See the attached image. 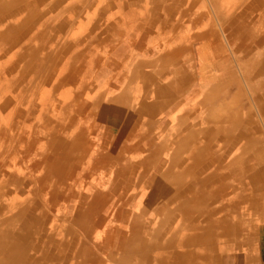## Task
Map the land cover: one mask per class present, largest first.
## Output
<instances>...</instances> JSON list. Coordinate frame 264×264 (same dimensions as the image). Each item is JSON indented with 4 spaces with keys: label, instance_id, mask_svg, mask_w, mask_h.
Masks as SVG:
<instances>
[{
    "label": "crops",
    "instance_id": "0c3cea01",
    "mask_svg": "<svg viewBox=\"0 0 264 264\" xmlns=\"http://www.w3.org/2000/svg\"><path fill=\"white\" fill-rule=\"evenodd\" d=\"M235 14L0 0V225L38 249L11 264H264V25Z\"/></svg>",
    "mask_w": 264,
    "mask_h": 264
},
{
    "label": "bare ground",
    "instance_id": "6f19581e",
    "mask_svg": "<svg viewBox=\"0 0 264 264\" xmlns=\"http://www.w3.org/2000/svg\"><path fill=\"white\" fill-rule=\"evenodd\" d=\"M217 0H213V3L216 4ZM227 1V3L229 4L230 9H232L236 14L233 15V17L231 18V21L235 24H239L241 22H246L249 24H254V23H259L261 25H264V0H225ZM248 11H261L259 14V16L257 18H251L249 15H247L246 12ZM246 14V15H245ZM41 17V16H40ZM39 20V19H38ZM40 21V20H39ZM36 22V21H35ZM142 70V69H141ZM148 73V72H147ZM150 75V74H149ZM148 76H146L147 78ZM127 78V77H126ZM155 85V84H154ZM118 87V86H117ZM146 87V86H145ZM162 87V86H160ZM158 88V87H157ZM163 90V89H161ZM157 91V90H156ZM155 97V96H154ZM164 98V97H163ZM161 100V99H160ZM163 100V99H162ZM165 100V99H164ZM163 100V101H164ZM142 101V100H141ZM159 104V103H158ZM107 105V104H106ZM139 105V104H138ZM140 107V106H139ZM108 108V107H107ZM137 112V111H136ZM16 114V113H15ZM19 114V113H17ZM145 114V113H144ZM121 119V118H120ZM128 128V127H126ZM43 139V138H42ZM58 142V141H57ZM85 154V153H83ZM82 154V157H83ZM50 164V163H49ZM155 184V183H154ZM4 196V195H3ZM5 198V197H4ZM85 198V197H83ZM181 198V197H180ZM2 199V198H1ZM1 201V200H0ZM4 201V199H3ZM180 200H178L179 202ZM170 203V202H169ZM149 204V203H148ZM6 206L1 207V210H4ZM31 211L33 212L34 209L32 208ZM2 212V211H1ZM19 213V212H18ZM18 213H16V215H18ZM78 215V214H77ZM157 216V215H156ZM129 217V216H128ZM127 221V220H126ZM5 222V221H4ZM8 223V220H7ZM125 223V222H124ZM6 225V222L4 223ZM39 224V223H38ZM3 226L0 225V230L1 233L3 234L2 237L0 236V260L4 259L6 262L8 263H14L15 261H17V259L19 260V258H21V256L14 254L13 250H11L10 252H3L2 253V249L5 245H9L11 248H15L18 249V251H26L27 249H31V244H33L34 246V253H28L27 251L24 252L22 257H26V258H33L34 256H36L37 254V250L36 249V242L32 239V232L31 229L28 228V226H25L22 228V230L20 232H15V236H13L12 232L9 231V229L6 227L4 230L2 228ZM129 227V226H128ZM149 227V226H147ZM144 229V228H143ZM154 229V228H153ZM169 232V231H168ZM108 236V235H107ZM106 244V243H105ZM110 245V244H109ZM140 245V244H139ZM156 245V244H155ZM8 246V247H9ZM107 246V245H106ZM9 247V248H10ZM165 250V249H164ZM150 252V251H149ZM32 254V255H30ZM3 255V257H2ZM2 257V258H1ZM90 258V257H89Z\"/></svg>",
    "mask_w": 264,
    "mask_h": 264
},
{
    "label": "rangeland",
    "instance_id": "374dc122",
    "mask_svg": "<svg viewBox=\"0 0 264 264\" xmlns=\"http://www.w3.org/2000/svg\"><path fill=\"white\" fill-rule=\"evenodd\" d=\"M256 12H258V11H256ZM259 12H261V11H259ZM3 18H4V17H1V18H0V23L3 22V21H1ZM3 195H4V194H3V191H1V192H0V200H1V201H0V208L5 206V205H3V204H4V203H3V199H5ZM1 198H2V199H1ZM5 208H6V207H5ZM1 213H3V212L0 211V214H1ZM30 259H32V258H27V260H30ZM8 264H10V263H8Z\"/></svg>",
    "mask_w": 264,
    "mask_h": 264
}]
</instances>
